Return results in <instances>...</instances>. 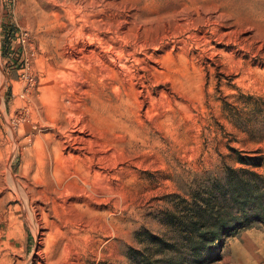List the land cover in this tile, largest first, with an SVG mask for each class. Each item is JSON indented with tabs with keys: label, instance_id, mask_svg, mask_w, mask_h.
I'll return each mask as SVG.
<instances>
[{
	"label": "rangeland",
	"instance_id": "1",
	"mask_svg": "<svg viewBox=\"0 0 264 264\" xmlns=\"http://www.w3.org/2000/svg\"><path fill=\"white\" fill-rule=\"evenodd\" d=\"M117 3L121 4L117 21L127 20L123 30L134 28L142 40L159 43L156 49L140 52L154 55L160 64L145 61L146 71L137 73L144 77L140 82L148 93L140 96V85L134 86L137 94L129 114L112 112L115 94L108 89L105 96H85L76 117L92 125L97 124L95 118L104 117L106 121L96 125L103 131L112 119L127 125L130 135L118 133L128 135L121 138L125 141L121 150L135 159L124 166L127 172L116 170V179L103 181L96 191L71 179L81 193L76 198L51 195L53 203L35 218L37 237L21 217L8 229L0 262L132 264L129 251L143 248L137 234L143 230L168 234L162 221L165 213L175 211L180 198L189 199L192 191L226 168L264 172L262 166L239 162L246 157L264 162V0ZM55 14L63 16L64 11L51 0H0V147L12 145L7 119L19 145L10 162L18 178L29 165L35 174L42 147L49 141L53 146L47 140L54 135L45 126L52 115L47 110L70 95V88H81L70 80L71 70L64 63L68 45L58 42L61 32ZM129 46L125 50L135 48ZM65 116L60 114L63 122ZM5 159L3 154L2 173ZM40 170L48 172L51 190L56 185L62 190L69 180L63 174L56 178L48 166ZM3 194L9 195L10 187ZM16 207L20 208L16 201L6 203L1 215L15 216ZM16 214L22 216V211ZM213 264H264V226L227 240L221 261Z\"/></svg>",
	"mask_w": 264,
	"mask_h": 264
},
{
	"label": "bare ground",
	"instance_id": "2",
	"mask_svg": "<svg viewBox=\"0 0 264 264\" xmlns=\"http://www.w3.org/2000/svg\"><path fill=\"white\" fill-rule=\"evenodd\" d=\"M51 1L64 11L63 16L53 15L61 32L58 42H65L68 45L64 63L66 62L71 70L70 80L78 82L82 89L75 90L73 85L74 87L70 88V95L62 96L59 102H54V105L47 110L52 115L47 118L45 126L54 132V135L47 140L50 139L53 146L50 147L49 141L46 146L42 147L43 152L38 154L39 158L36 157L37 170L35 174L31 175L30 165L21 178L13 174L10 162L13 161L19 145L13 129L5 119L8 138L12 141V145L4 150L0 147V159L3 154H6L5 164L3 163L5 172H0V240L2 241L0 242V251L4 248L5 238H9L10 231L8 229L15 227L21 217L34 237H37L38 231L34 228L35 218L37 213L43 214L45 207L53 203L51 195L59 198L65 194L76 198V196L78 197L77 193H81L82 190L77 187L76 183H86L91 191H96L100 189L103 181L116 179L113 175L116 170L119 173L128 171L124 166L132 164L135 157L124 153V149L121 150V145L125 143L122 139L131 134V129L116 119H112L110 124L107 123L108 130L103 131L102 128L100 129L101 126L96 125L99 122H105L104 117L97 115L98 117L95 118L97 124L92 125L81 123V120L79 121V118L76 117V112L84 105L82 100L85 96L91 93L105 96L106 90L114 89L116 105L111 108L112 112L119 116L129 114L128 110L134 101L132 96L137 94L133 90L134 86L140 85L141 87L138 95L142 96L144 92L146 95L148 93V87L140 82L144 77L137 73L146 71L143 66L145 61H152L156 65L160 64L154 55L140 52L148 47L156 49L159 45L157 41L142 40V34L134 28L123 30V25L127 23V20L117 21L121 8V4L117 3V0ZM61 17L65 21H61ZM101 17L107 18L109 21L104 22L101 21L102 19L99 21L98 18ZM115 17L116 19H114ZM129 45H134L135 48L131 51L125 50V47ZM139 54L143 56L142 59L138 57ZM79 68H82L83 72ZM115 84H119V87H115ZM75 94H78V98L74 97ZM145 100L149 102L150 99L147 96ZM86 110L89 111L87 108ZM60 114H66L65 122L61 120ZM122 131L128 135L124 137L119 135L118 133ZM56 135L61 136L59 140H55ZM120 165L122 166L117 169ZM47 166L52 168L56 178L62 174L69 177L62 190L58 185L51 190L50 184L45 178L46 175L49 177L48 172L40 170ZM71 179L76 183L74 184ZM9 187L10 194L5 196L4 190ZM13 201L18 202L20 206V208H15V214H13L15 216L11 215L7 218L1 215L3 206ZM21 211L22 216H18L16 213ZM44 226L48 227V224L44 222ZM0 264L5 263L0 262Z\"/></svg>",
	"mask_w": 264,
	"mask_h": 264
},
{
	"label": "trees",
	"instance_id": "3",
	"mask_svg": "<svg viewBox=\"0 0 264 264\" xmlns=\"http://www.w3.org/2000/svg\"><path fill=\"white\" fill-rule=\"evenodd\" d=\"M246 166L263 167L256 158H239ZM165 213L168 234H137L143 248L130 250L132 264H213L221 261L227 240L255 226H264V172L226 168L180 198Z\"/></svg>",
	"mask_w": 264,
	"mask_h": 264
}]
</instances>
